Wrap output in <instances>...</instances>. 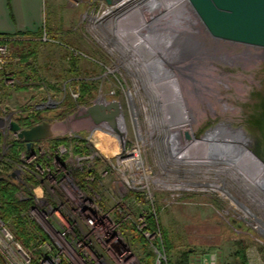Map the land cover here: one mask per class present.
Here are the masks:
<instances>
[{
  "label": "rangeland",
  "instance_id": "1",
  "mask_svg": "<svg viewBox=\"0 0 264 264\" xmlns=\"http://www.w3.org/2000/svg\"><path fill=\"white\" fill-rule=\"evenodd\" d=\"M117 1L120 0H113L112 3L107 0H44L45 19L38 28L39 40L30 39L33 37L31 34L0 36L1 41L7 44V54L3 57L0 67V115L10 117L8 120L13 119L21 125L20 117L39 111L51 114L52 117L57 111L60 112L70 99L75 108L66 118L75 116L70 128L77 127L82 133H71L64 137L67 142L69 136L78 143L74 144V152L81 145L78 152L81 153L82 150L87 155H94L91 160L70 156L65 161L61 160L60 155L56 156L55 164L59 170L53 175L55 180H46L43 185L50 197L60 198L59 205H62L60 202L63 203L72 215L68 214V219L63 221L51 219L48 223L42 219L32 220L35 227L46 237L36 244V248H32L35 256L16 239L12 229L14 227L4 223L14 235V242L23 248L25 254L14 250L17 243L9 241L1 231L2 238L5 237L9 242L5 238L0 240V264H146L150 257L156 264H166L179 262L186 249H195L193 254L196 258L206 254L209 261L210 255L215 252L219 264H241V255L237 252L238 241H243L244 246L246 245L243 246V255L247 264H264V203L253 201L252 197L248 198L246 190H253L238 183L240 180H250V176L243 172L247 169H250V172L254 170L255 176L262 179L260 174L264 171H260L264 168L261 167L264 163L255 155L250 158L243 156L244 159L243 147L234 141L228 143L219 138L221 144H211L212 154L213 157H222L226 164L218 165L219 168L211 167L209 170H206L205 164L196 167H190L189 164L174 165V161L182 158H174L170 153L171 155H168L171 160L168 158L167 162L162 161L166 158L163 152L164 142L162 139L156 141L155 136L150 137L153 135L152 128H155L151 124H160L163 119L161 108H168L171 114L173 111H183V107L181 110L180 108L185 100L191 109L185 107L184 111L189 110L193 118L197 117L194 121L198 132L194 130V134L199 139L194 137V140H216L212 138L215 136L214 130H220L226 135L236 134L237 138L240 134L244 136L246 133L241 123L233 119L228 111L232 108L238 109L244 96L229 93L226 94L227 97L223 93L229 86H234V79L239 78L243 79L238 80L240 85H244L248 90L252 81L246 77L247 71L244 68L251 65L252 59L258 62L261 55L249 53V50L243 47L220 43V38H211L209 33L206 35L198 14L187 4L181 11L174 12V16L167 17L168 25H151L144 32L141 39L145 40L147 35L153 37L151 45L140 47L131 40L128 41L130 45L123 46L119 41L121 39L110 37V31L112 34L113 30L122 31L118 22L110 25L109 19H106L99 24L95 19ZM151 17H154L153 13ZM152 24L161 25L159 22ZM160 30L166 34L160 35ZM44 34L59 42H45ZM132 38L134 39L133 36ZM23 39L27 40L24 41L25 44L15 46L16 40ZM159 40L162 41L161 46L166 47L164 53L159 55L165 69L160 74L163 82L155 80L156 87L152 88V78L158 70L153 60L158 54L148 58L147 55ZM26 42L32 44L27 46ZM124 44L126 45L125 42ZM30 50L34 51V55L30 54L24 59L23 56ZM138 56L140 59H137ZM170 64L176 65V73L173 72L174 67L172 71L167 67ZM254 69H250L249 73L253 74ZM244 79L247 81L244 82ZM85 84L90 87L86 94L82 88ZM158 95L163 98L160 100ZM100 97L107 101L119 102L124 123L123 133L120 131V122H117L119 116L114 124H106L104 129L95 126L97 122L94 120L84 118L87 107L98 102ZM83 98H88V101L80 103ZM169 103L180 105L171 108ZM134 118L139 122L140 137L135 131ZM177 121L172 124L177 125ZM111 131L114 136L120 134L130 149L139 141L148 173L160 180L171 179L170 186H158L151 181L149 186L141 184V189L126 190L121 186L116 172L104 175V171L109 168V160H114L121 142ZM186 131L179 133V137L182 138L181 134H188ZM212 134L214 136L210 137ZM175 137L179 138L178 135ZM17 140V136L8 127L0 128V170L7 171L15 167L11 172L16 173L14 178L19 181L17 178L20 174L17 169L26 166L25 160L31 157L32 152L33 160L54 154L51 142L43 140L37 143V149L32 152L23 148L24 146L19 147L20 161L10 165L11 162L6 157L11 155ZM170 140L168 147L173 144L172 136ZM188 140H192L191 135ZM181 141L178 140L176 145L181 144ZM189 142L193 146V143ZM201 147L196 149V154L202 156L207 148ZM218 148L233 157L228 159V156H218L215 153ZM239 149H242V152L238 153ZM184 150L185 148L181 149L183 153ZM237 160L240 164L235 162ZM229 164L239 165L235 170L237 174L221 172V168L230 167ZM92 168L97 170L98 177L93 180V177L88 175L84 183L80 182L77 171ZM71 181L78 186L77 195L81 190L93 200L95 205L90 207L98 213V218H103L101 222L107 224L106 226L102 227L100 220L94 225L90 224L86 216L73 210L80 208L82 202L81 197L73 200L77 195H68L74 190ZM130 186L133 187L132 183ZM261 189L264 191V186ZM149 192L153 194L151 197ZM43 195L45 196L44 192ZM261 200L264 202L263 198ZM44 206L39 207L42 209ZM60 212L63 213L62 210ZM152 217L156 220L155 228L150 225ZM144 221L147 222L145 227L142 226ZM148 233L150 235H147ZM164 240L168 241L171 251L165 246ZM29 256L32 258L31 262ZM159 258L161 263L158 262ZM196 258L192 260L196 261ZM184 264H189V261Z\"/></svg>",
  "mask_w": 264,
  "mask_h": 264
},
{
  "label": "water",
  "instance_id": "2",
  "mask_svg": "<svg viewBox=\"0 0 264 264\" xmlns=\"http://www.w3.org/2000/svg\"><path fill=\"white\" fill-rule=\"evenodd\" d=\"M189 1L211 36L264 50V0ZM262 59L258 60V67L253 70L255 75L252 77V85H249L248 90L245 88V95L240 100L239 108H235L237 112L234 116L245 133L251 136L252 152L264 163V58ZM120 112L121 107L117 100L106 104L95 102L87 107L84 118L95 122H114ZM8 118L0 115V128L9 127L19 140L26 143L28 151L38 141L82 133L77 127L70 128L75 116L44 120L28 128ZM12 176L15 177L16 173H12Z\"/></svg>",
  "mask_w": 264,
  "mask_h": 264
},
{
  "label": "bare ground",
  "instance_id": "3",
  "mask_svg": "<svg viewBox=\"0 0 264 264\" xmlns=\"http://www.w3.org/2000/svg\"><path fill=\"white\" fill-rule=\"evenodd\" d=\"M175 0H173V2H174ZM173 2H172V0H120L119 2L117 1L116 2V4L114 3V5H111V6H109L107 9H106V11H105V13L103 14V15H101V16H97V17H95V19H96V21L97 22H99V23H102V22H104L106 19H109L108 20V23L111 25V24H115L116 22H118L119 24L118 25H120L119 26V28L120 29H122V31H116V32H114V30H113V34H112V31H110V37H111V39H121V40H119L120 41V43L123 45V46H128V41H131V40H133L134 42V44H137V46H141V45H145V44H152L151 42H153V40L150 42L149 41V38H151L150 36H145V40H143V39H141L142 37H144V32L145 31H147V29L151 26V25H153V26H166V25H168V23L166 22V19H167V17H168V14L170 13V9L171 8H169V7H171L172 6V4H173ZM172 3V4H171ZM188 3H189V5H190V7L194 10V8L192 7V5L190 4V1L188 0ZM166 6V7H165ZM160 9V10H159ZM195 11V10H194ZM151 13H153V15H154V17L152 18L151 17ZM198 16V15H197ZM198 18H199V22L202 24V28H204V30H205V33H206V35L209 33L208 31H206V28L204 27V24H203V22H202V20L200 19V17L198 16ZM161 19V20H160ZM111 22V23H110ZM153 22H159L161 25H156V24H152ZM110 29H112V28H110ZM152 31V30H151ZM165 32L164 31H161L160 30V35H162V34H164ZM151 34V33H150ZM166 34V33H165ZM210 34V33H209ZM132 36L134 37V39L132 38ZM153 38V37H152ZM211 38H212V36H211ZM167 39H169V37L167 38ZM148 40V41H147ZM151 40V39H150ZM164 40H166V38L164 39ZM170 40V39H169ZM126 43V45L124 44V42ZM141 41H143V42H141ZM144 41H146V42H144ZM160 42V43H159ZM159 44L157 43L156 45H154L155 46V48L153 49V52H151V53H149L148 55H147V58L148 57H150L151 55H155L156 53L158 54V57H159V55H161L162 54V52L164 51V49L166 48V47H162L161 46V44H162V41H160L159 40ZM164 42V41H163ZM223 42V41H222ZM221 41H220V43H222ZM168 43H170V42H168ZM234 43H236V42H234ZM130 45V44H129ZM134 47V46H133ZM128 49V48H127ZM139 50V49H138ZM248 50H249V48H248ZM262 50V49H261ZM124 51H125V49H124ZM136 51H137V49H136ZM251 52V50H249V53ZM263 53H262V55L264 54V50L262 51ZM164 53V52H163ZM252 53V52H251ZM142 55H143V53H142ZM250 57V56H249ZM141 58H143V57H141ZM164 58V57H163ZM262 58H264V55L262 56ZM260 59V60H263V59ZM137 59H140L139 58V56L137 57ZM143 59H145V58H143ZM152 60V59H151ZM255 60V59H254ZM253 59L251 60V65H247V67H245L244 69H245V71H247L246 72V77L247 78H249L250 79V81H253L254 80V78H252L255 74L253 73V74H250L249 72L251 71L250 69H252V68H256V67H258V66H256L255 64H254V62H256V61H254ZM147 61H148V59H147ZM156 63H157V61H156ZM256 64H257V62H256ZM163 68H165L163 65H162V69ZM161 70V69H160ZM163 70H161L160 72H158L157 73V71H156V73H155V76H154V78H152L153 80V86H152V88H155L156 87V85H155V80H157L156 82H158V81H160V82H163L162 81V78H161V76L162 75H160L161 74V72H162ZM250 74V75H249ZM140 76V75H139ZM245 77V78H246ZM141 78H143L142 76H141ZM252 78V79H251ZM144 79V78H143ZM240 79V78H239ZM240 80H243V79H240ZM245 81L244 82H246L247 81V79H244ZM237 81V83H235L234 84V87L236 88H232L231 89V91H229V90H226V94H229V93H231V94H243V96L245 95V88L243 87L244 85H240V82L238 81V79L236 80ZM249 81V80H248ZM250 81H249V83H250ZM166 85H167V87H169V85H168V83H166ZM239 87V88H238ZM173 91V90H172ZM177 92V91H176ZM175 92V93H176ZM180 92V91H179ZM162 94V93H161ZM159 96V95H158ZM171 97V96H170ZM163 98V96H159V99L161 100ZM106 99L105 98H102V97H100L99 98V100H98V102H100V103H105L106 104ZM163 101V100H162ZM171 104V105H170ZM169 105L171 106V108H174L175 106H179L180 104H176V105H172V103H169ZM183 111H179V112H172V114L169 112V110H168V108H165V107H162L161 109H162V114H163V116H162V120H161V123L160 124H156V123H153V124H151L153 127L155 126V128H152V132H153V135H151L150 137H154L155 136V139H162L163 140V142H164V148H163V152H164V155L166 156V158H165V160H162V161H166L167 162V159L169 158L170 160H171V158L169 157V155L168 154H172V156L174 157V158H182V159H180V160H177V161H174V165H187V164H189V166L190 167H196V166H200V164H205L207 167H206V170H209L211 167H213V168H219L218 167V165H221V164H226L227 162H224L225 160L224 159H222V157H221V159L223 160V161H221L220 160V158L219 157H213L214 155L212 154L213 152H212V148H211V144H212V146L215 144V145H217V143L219 144L220 142H219V137H212V138H215L216 140H214V139H212L213 141H207L206 140V138H202L203 139V141H201V139H200V141H196V140H194L193 138L194 137H196L197 139H199L197 136H196V134H194V130L195 131H197L196 130V125H195V119L196 118H193V115H192V113H191V111H189L188 110V112L191 114H188V112L187 111H184V108L186 107V104H184L183 106ZM180 108V107H179ZM177 109V108H176ZM186 109V108H185ZM154 111H155V109H154ZM154 111H153V113H154ZM187 114V115H186ZM188 115H190V117L188 116ZM119 118L120 119H118V121L117 122H120V125H121V129H120V131H122V133H123V130H122V125L124 124L123 123V120L121 119V118H123L122 117V114L121 115H119ZM70 120V119H69ZM134 120H135V118H134ZM133 120V121H134ZM175 120H178L179 121V123L177 124V125H173L172 123L173 122H175ZM137 120H135V122H136ZM177 121V122H178ZM155 122H156V120H155ZM106 124H114V122H109V121H102V122H97V126L98 127H103V129H104V127L106 126ZM189 124H190V126H189ZM187 127H186V126ZM192 125H194L193 127H192ZM136 127H138V124H137V122H136ZM183 127V128H182ZM124 129V128H123ZM186 131V132H188V134L187 133H185L184 135L183 134H181V136H182V138L181 137H179L180 136V134L179 133H184V132H182V131ZM178 132V133H177ZM198 132V131H197ZM137 134H139V132H137ZM200 134V133H199ZM176 135H178V137L179 138H176L175 136ZM191 135V138H192V140H188V138H189V136ZM170 136H172V140H173V144L170 146V147H168V145H167V143H168V140L170 139ZM184 138H186V140L184 139ZM208 139V138H207ZM178 140L180 141V140H182L181 142V144L179 143V145H176V143L178 142ZM189 141H191L192 143H193V146L192 145H190L191 143L189 142ZM221 141V140H220ZM190 143V144H189ZM222 143V142H221ZM220 143V144H221ZM198 144H200V145H198ZM175 145H176V147H175ZM201 145H202V147H201ZM210 145V146H209ZM206 146V148H207V151H205V153L203 154V152H202V154L204 155H199V154H196V152H197V148H199V147H201V148H204V147ZM172 147V148H171ZM173 147H175L174 149H173ZM216 147H218V146H216ZM117 148H118V146H117ZM185 148V150H184V153L181 151V149H184ZM173 149V150H172ZM180 149V150H179ZM214 150V149H213ZM217 150V151H216ZM215 150V153L219 156H228L227 158L229 159V158H232L233 156H231L230 155V153H228V152H225V151H223L222 152V150H221V148L219 149H216ZM186 151H188V153L186 152ZM239 151L240 152H242L240 149L238 150V153H239ZM166 152V153H165ZM191 152V153H190ZM208 152L211 154V156H210V159L211 160H213L212 162L211 161H208L209 160V157L207 158V154H208ZM201 153V152H200ZM207 153V154H206ZM238 153H237V155H238ZM243 154H242V157L244 156V157H246V158H250V156H252L251 154H249V153H247V152H242ZM170 154V155H171ZM216 156V155H215ZM224 157V158H225ZM243 157V158H244ZM241 158V157H240ZM243 158H241V159H243ZM226 159V158H225ZM236 159V158H235ZM245 159V158H244ZM221 161L220 163H218V162H214V161ZM161 161V160H160ZM204 161H207V162H205L204 163ZM260 161V160H259ZM165 162V163H166ZM237 164H240V161L239 160H237V161H235ZM250 162V161H249ZM261 163H263L262 161H260ZM230 165V167L229 166H227V167H224V169H223V167L222 166H220V167H222L221 168V172H230V174H232V175H234V174H237L236 173V171L235 170H237V167H239V165H231V164H229ZM251 165H252V163L250 164V167H251ZM260 165H262V164H260ZM248 166V165H247ZM229 167V168H228ZM261 167H264V165L263 166H261ZM228 168V169H227ZM225 169H227V170H225ZM165 170V169H164ZM249 170V171H248ZM165 171H167V170H165ZM216 171H218V173L220 172L219 170H216ZM254 171V170H253ZM253 171H251L250 172V169H247V171H243L245 174H247V173H251L250 175H251V177L253 178L252 180H256L255 182L254 181H250V180H248V182L245 180L244 182H243V180H240V181H238V183H241V184H244V185H247L248 187L247 188H250V189H252L253 191H251V190H246V194L248 195V198H251L252 197V200L253 201H255V202H257V201H260L261 203H264V202H262V198L264 199V193H262L260 190H262L261 188H263V186H264V173H262V174H260V175H262V179H260L259 180V178H257V177H253V176H255V174H253ZM262 171H264V168H262L261 169V171L260 172H262ZM255 172V171H254ZM256 173V172H255ZM249 175V174H248ZM208 176V175H207ZM243 177H245V176H243ZM206 178V177H205ZM239 178V177H238ZM206 179H208V178H206ZM240 179V178H239ZM246 179V178H245ZM257 182H259L258 184H257ZM224 183V182H223ZM256 185H258V186H256ZM219 187H223V186H221V185H219ZM263 191V190H262ZM264 192V191H263ZM230 195V194H229ZM231 196V195H230ZM239 199V198H238ZM253 217H254V215H252L251 216V218L253 219Z\"/></svg>",
  "mask_w": 264,
  "mask_h": 264
},
{
  "label": "built area",
  "instance_id": "4",
  "mask_svg": "<svg viewBox=\"0 0 264 264\" xmlns=\"http://www.w3.org/2000/svg\"><path fill=\"white\" fill-rule=\"evenodd\" d=\"M76 1L78 2V0H76ZM99 24H102V23H99ZM100 26L103 27V25H100ZM1 40H2V38H0V67H1V65L3 63V57L7 54V46H6L7 44H4ZM43 40L45 42L49 41V40L50 41L52 40V41H54L56 43L58 41L56 39L48 38L46 34H44ZM152 40L153 39L151 38V40H149V41L151 42ZM155 40H156V38H155ZM4 41H7V40L4 39ZM149 45H151V44H149ZM141 46H146V44L145 45H141ZM147 46H148V44H147ZM151 52H153V50ZM143 55H144V53H143ZM153 61H154V64L157 61L156 69H158L157 70L158 72H160L161 70L164 71L165 68L162 69V66H160V64L163 65V63H162L163 60L160 57H155ZM167 67L169 68V66H167ZM106 103H109V101H106ZM136 122L134 121L135 126H136ZM137 124H139V122H137ZM95 126H97V124ZM139 129L140 128L138 126V127H136L135 131L138 132ZM111 133L114 136V132L111 131ZM115 136H117V138L120 139V141H121L120 142V148H119V151L115 154L114 160H109V168L106 169V171H104V175L109 174L111 172H116L118 174V176H119V182H120L121 186L124 189H126V190H128V188H130V189L133 188V189H136V190L137 189H141V188H143V186L141 184H145V185L149 186V183L151 181L153 183H156V185H158V186H161V185L163 187L170 186L171 179L170 180H165V181L164 180H160L158 177L153 178L152 175L150 173H148L147 167L145 165V160L143 159V156H142V150H141L142 147H141V144L138 141L139 140L138 138H137L138 144L134 145L130 149L126 145V140H123L122 136H120V134L117 133V135H115ZM137 136L140 137L139 134H137ZM77 137H75V138H77ZM157 140L160 141V139H156V141ZM168 141L170 142L171 140L169 139ZM74 144L76 145L78 143H75V141H73V138L68 136V142H67L66 145H64V144L59 145L57 150L52 153L54 155H50L49 154V155H47V160L46 161L39 162V163L36 164L34 174L37 176V179L39 180V183L36 184V185H32L31 186L32 192H33V200H34V202L32 203L31 207L28 209V211L26 213H24L29 219H31V220L42 219V220H44L45 222L48 223V221H51V219H55L56 221L57 220L63 221L64 219H68V216H67L68 214L72 215L71 212L69 213V209L66 208L63 205V203L60 202V204H62V205H59L58 202H59L60 198L54 199V196H52V195H51L52 197H50V194H49L47 188H44L43 183L46 180H50V181H52V179L55 180V177L53 175L56 174L58 172V170H59L58 167L55 164L56 156H58V155L61 156V160L62 161L67 160L70 156H76V157H79V158H89V160L94 158V155H91V154L87 155L82 150H81L82 154L80 152H76V150L74 152V148H75ZM79 146H81V145H79ZM62 149H64V151H62ZM32 155H33V152H32ZM32 155H31V157H29L28 160H25L26 161V164H25L26 166L24 168H21L20 171L18 172V174H20V176L17 179H19L20 182H24V178H25L26 173L30 171L29 164L34 161L33 160L34 158L32 157ZM66 168L68 169V165H67ZM70 170H72V169L70 168ZM70 173H72V171H70ZM77 174H78V176H80L79 177L80 178V182L82 181V183L85 182V177H87L88 175L92 176L93 180L96 177H98V175H99L95 168H92L90 170H86V169L81 170L80 169V170L77 171ZM71 182L73 184L72 187L74 188V190L72 191V193H68V195H72L71 197H74V196L77 195L78 186L73 181H71ZM131 183H132L133 187L130 186ZM38 190H40L41 193ZM43 192H44L46 197L43 195ZM79 192H80V194H78L77 197L72 198V199L73 200H75V199L78 200V196L81 197L82 205L79 206L80 208H74L73 210L80 212V215H82V216H86V218L91 222L90 224L94 225V223L97 220H100V222H101V220L103 218L102 219L98 218L97 217L98 213H96L90 207L91 205H95L93 200L89 196L85 195L81 190H79ZM148 195H150V197H151V195H153V194H151V192H149ZM21 197H22V194H21ZM49 197L51 199H49ZM46 199H47V201H46ZM37 202H38V204L40 203V205H35V204H37ZM41 205L42 206L45 205L46 208L44 206V208L40 209L39 206H41ZM47 205H48V207H47ZM60 210H62L63 213H61ZM71 218H69V220ZM72 219H74V218H72ZM0 222H1V219H0ZM106 222H109V220H106ZM100 224H102V227L107 225L105 223L103 224L102 222ZM146 225H147V222L144 221L142 226L145 227ZM1 231H3V233L5 234V237L9 241H13V242L15 241L14 240V235L8 231L7 227H5V225H4V222H1L0 232ZM147 235H150V234L148 233ZM4 238H2V235L0 234V240L1 239L4 240ZM6 238H5V240L8 241ZM14 243H17V242H14ZM16 245H17V247H15L14 250L19 251L20 254H25L23 248L18 243ZM160 255L162 256V254H159V256ZM193 256H194V254H192L190 256L189 264H219L218 263V255L215 252L210 255V260L209 261L206 258V256H207L206 254L204 256L199 255V256H197V258H196V256H194V257ZM40 257H39V259H40ZM193 258H196V261L192 260ZM29 260L31 262L32 258L30 257ZM29 260H28V262H29ZM158 262L161 263V259L160 258L158 259ZM51 264H53V263H51Z\"/></svg>",
  "mask_w": 264,
  "mask_h": 264
},
{
  "label": "trees",
  "instance_id": "5",
  "mask_svg": "<svg viewBox=\"0 0 264 264\" xmlns=\"http://www.w3.org/2000/svg\"><path fill=\"white\" fill-rule=\"evenodd\" d=\"M6 34H0V36H5ZM21 35V33L19 34ZM15 46H22V44H25L24 41L27 40H16ZM33 41V40H30ZM27 46H30L32 42H26ZM26 46V45H24ZM25 48V47H24ZM34 55V51L31 52L27 51V55H24L23 58L26 59L28 56ZM77 63V60H74V64ZM36 71H34L35 73ZM83 88V93L86 94L89 90L90 87L85 85H82ZM93 95V94H92ZM85 96V95H84ZM89 98V97H88ZM88 98L85 99H80V103H86L88 101ZM72 100L68 99L66 102V105L60 110V112H56L53 114L51 117V114H44L43 112H37L36 114H31L28 116L20 117V123L22 127H31L35 125L36 123H39L44 120H51V119H63L65 118L68 114L74 112V103L71 102ZM51 144L53 145V152L57 150L60 143L64 144L67 143V140L65 137H58L55 139H49ZM41 142V141H38ZM36 142L31 149V152L36 148L37 143ZM13 146V145H12ZM15 148H12V153L9 157L10 160V165L14 164L15 162L18 163L20 161L19 155V147H23L27 150V145L24 141L17 140L14 143ZM79 147V146H78ZM78 147L76 148V152H78ZM19 150V151H18ZM10 151V152H11ZM47 160V157H41V159H35L32 163L29 164L30 171L26 173L24 182H20L16 180L12 176L11 169L15 168L12 167L10 170L7 171H2L0 170V218L4 223H8L11 227L13 226L14 228V234L16 239L20 242L21 245H23L30 253L32 252V256H35L33 253L32 248H36V244L40 241L45 239L46 237L44 234L35 227L34 223L32 222L31 219H29L24 213H26L29 209V207L33 203V192H32V185H36L39 183V180L37 179V176L34 174L36 164L39 162H44ZM51 164V163H50ZM22 194V197L20 196ZM150 225L155 228L156 226V220L152 217L150 220ZM165 246L171 251V247H169L168 241L164 240ZM239 246V250H237L238 254L241 255V264H247V260L245 259L243 255L244 246L243 241H238L237 243ZM244 246V247H243ZM35 252V251H34ZM195 253V249L193 251H190V249H186L183 252V255L181 257V260L177 263H166V264H184L185 262L189 261L190 256ZM151 259L146 263V264H156L152 257Z\"/></svg>",
  "mask_w": 264,
  "mask_h": 264
},
{
  "label": "crops",
  "instance_id": "6",
  "mask_svg": "<svg viewBox=\"0 0 264 264\" xmlns=\"http://www.w3.org/2000/svg\"><path fill=\"white\" fill-rule=\"evenodd\" d=\"M44 0H0V34H31L39 40V26L44 21Z\"/></svg>",
  "mask_w": 264,
  "mask_h": 264
},
{
  "label": "flooded vegetation",
  "instance_id": "7",
  "mask_svg": "<svg viewBox=\"0 0 264 264\" xmlns=\"http://www.w3.org/2000/svg\"><path fill=\"white\" fill-rule=\"evenodd\" d=\"M187 4V6H189V8H191L190 7V5H189V3H188V0H175L174 1V3L172 4V6L171 7H169V8H171L170 9V13L168 14V17H170L171 15H173L174 16V12L175 13H177V12H179V11H181V9H182V7L183 6H185ZM191 10H193L192 8H191ZM188 11V10H187ZM194 11V10H193ZM195 12V11H194ZM205 27V26H204ZM206 28V27H205ZM206 31H207V29H206ZM220 41L222 42H224V43H226V44H230V45H233V46H236V47H243V48H245V49H248L249 48V50H251V52H254V53H258V54H260L261 55V58H262V56L264 55H262V51L263 50H261L260 48H258V47H255V46H251V45H247V44H242V43H234V42H231V41H225V40H222V39H220ZM222 42V43H223ZM168 55H169V53H168ZM170 58V57H169ZM176 66V65H175ZM175 66H173L172 64H170L169 65V69L171 68V71L173 70V67H174V73H176V67ZM173 73V74H174ZM237 79H234V81H236ZM239 80V79H238ZM237 82V81H236ZM235 82V83H236ZM234 83V84H235ZM221 88H223V86L221 85ZM232 88H235L233 85H232V87H230L229 86V88H227V89H225V93H223L224 95H226V90H229V91H231V89ZM239 88V87H238ZM236 89V88H235ZM220 90H222V89H220ZM224 90V89H223ZM227 96V95H226ZM228 97V96H227ZM236 98V97H235ZM229 100V102H230V98L228 99ZM191 101V100H190ZM183 103L184 104H186V107L188 108V102L185 100V101H183ZM191 103V102H190ZM183 104V105H184ZM182 105V106H183ZM182 106H181V108H180V110L182 109ZM190 107V106H189ZM189 110L191 109V107L190 108H188ZM188 111V110H187ZM228 111L229 112H231V115H232V118L233 119H235V116L234 115H236V109L235 108H232V109H228ZM190 114V113H189ZM191 115V114H190ZM189 116V115H188ZM190 117V116H189ZM197 118V117H196ZM197 123V122H196ZM9 128V127H8ZM10 130V129H9ZM11 131V130H10ZM217 132V133H216ZM230 132H231V130H230ZM213 134L215 135V136H217V137H219V138H221L222 139V141H225V142H228V143H230L231 141H234L235 143H237V145H239L240 147H243L242 149H243V151L244 152H247V153H249V154H251L252 156L253 155H255L253 152H252V150H251V147H250V140H251V136L248 134H245L244 136H243V134H240L239 136H238V138H237V136H236V134H223V133H221L220 132V130H219V132H218V130H214L213 131ZM210 135V137H212V136H214V135ZM217 134V135H216ZM214 136V137H215ZM65 137H67V136H65ZM78 137H79V135H78ZM207 138H209V136H207ZM55 139V138H54ZM241 149V150H242ZM207 154V153H206ZM209 157L211 156V154L208 152V154H207ZM256 156V155H255ZM220 160H222L221 159V157H220ZM214 161V162H221V161ZM208 161H213V160H211V159H209ZM204 162H207V161H204ZM247 174H249V173H247ZM251 174V173H250ZM254 174V173H253ZM248 176H250V177H248L249 179H250V181H252V177H251V175H248ZM253 177H256V176H253ZM258 178V177H257ZM260 180V179H259ZM256 180L254 179V182H255ZM259 187V186H258ZM262 193H264L262 190H260Z\"/></svg>",
  "mask_w": 264,
  "mask_h": 264
}]
</instances>
